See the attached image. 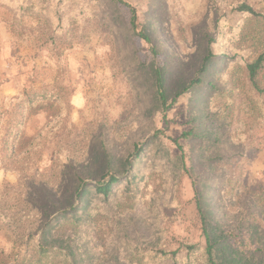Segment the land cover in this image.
Segmentation results:
<instances>
[{
  "label": "rangeland",
  "instance_id": "rangeland-1",
  "mask_svg": "<svg viewBox=\"0 0 264 264\" xmlns=\"http://www.w3.org/2000/svg\"><path fill=\"white\" fill-rule=\"evenodd\" d=\"M46 1L26 0L30 11L24 25L13 18L10 6L0 8V251L21 249V237L28 233L34 235L31 247L40 243V209L29 206L23 195L32 186H45L57 189L61 197V156L85 165L91 135L103 132L122 144L137 130L138 107L123 73L126 46L121 50L117 41L119 37L125 43L122 24L130 27L133 11L136 37L129 52L145 71L152 93L155 74L161 72L159 85L171 107L167 112L156 107L153 122L168 149L155 144V156L164 157L159 164L150 160L144 173H137L132 185L119 192L118 202L96 210L92 227H81L74 240L78 264H174L170 257H157L158 249L179 250L176 264H209L194 205L196 183L207 225L218 234L212 262L230 264L240 258L243 264H264V93L252 88L246 70L263 50L259 40L264 36V0H122L115 6L101 0H55L64 20L61 34L52 32L47 19L52 6H43ZM241 4L253 9L255 20L238 11ZM141 32L151 43L138 38ZM208 41L220 66L212 67L200 88L185 89L199 68L194 55ZM51 46L58 48L62 78ZM60 81L74 90L64 129L40 139L48 114L40 112L21 123L18 106L25 92ZM258 83L264 92V69ZM19 129L16 156L10 159L7 144ZM187 132L185 139L182 134ZM200 132L211 139L214 132L219 148L196 137ZM167 138L177 140L183 150ZM37 139V146L22 154ZM201 151L203 159L198 161ZM182 158L188 172L180 168ZM164 180L173 181L172 188L155 224L151 196ZM61 227L67 230L69 225ZM185 246L194 250L188 252Z\"/></svg>",
  "mask_w": 264,
  "mask_h": 264
},
{
  "label": "trees",
  "instance_id": "trees-1",
  "mask_svg": "<svg viewBox=\"0 0 264 264\" xmlns=\"http://www.w3.org/2000/svg\"><path fill=\"white\" fill-rule=\"evenodd\" d=\"M105 6H115L122 4V0H101ZM48 4H47V3ZM43 2V6H52L47 11V19L50 21L52 32L61 34L64 30V20L61 17V10L58 8V1L48 0ZM10 6V12L13 18L19 19L20 25H24L23 19L28 15L29 8L26 0H0V8L7 9ZM33 6V5H30ZM239 10L255 20V12L251 7L246 4H241ZM106 12H102V15ZM131 24L126 28L125 32L127 38L125 43L121 41L116 33L117 41L121 50L126 46L122 58H125L123 65V73L126 76L129 89L138 107L137 121L139 126L137 130L132 133L122 143L118 144L112 139H108L103 132H96L88 139V162L85 165L75 164L74 160L69 156L60 157V169L64 176V186L61 190V197H58L57 189H49L45 186L30 187L28 192H24V200L29 206L40 209L41 219L37 227L40 236V243L31 247V241L34 239L32 233L23 235L21 238L25 239V244L21 249H14L9 254L0 251V264H53L54 259L59 260V264H78L77 253L79 252L74 240L81 234V227L86 225L92 227L91 215L95 214L96 210L100 208L108 210L112 204L119 201V192L132 185L136 174L144 171L147 168L148 162L151 160L154 165H158L163 156H155L153 147L155 144L160 143L166 147V138L154 127L153 113L156 107L163 112L170 109V104L167 103L165 90L161 88L160 79L161 72H157L158 76L155 81L154 90L151 89L150 83L146 80V73L131 59L129 49L133 47L132 37H136L135 33V13L132 11ZM110 14V11H109ZM122 20V19H121ZM24 27V26H23ZM138 38L146 43H151L149 35L139 33ZM213 42H206L205 46L200 50V46L194 55V59L198 62V70L188 82L185 89L193 88L198 89L203 84V78L210 74L212 67L220 66V59L216 56L218 53L212 51ZM259 45L263 48L262 52L251 64L246 67L247 79L252 88L259 94L264 93L259 86V76L264 69V36L260 38ZM51 51L54 53L56 62V72L60 78L63 77L64 67L60 62L58 56L57 46H51ZM176 72H179L176 70ZM168 73V72H167ZM60 81L48 89H42L38 92H25L24 100L18 106L20 111V122H25L30 116L36 115L40 112L47 113L49 118L39 133V138L56 136L58 131L64 129V122L67 116V108L69 98L74 94V90L69 86H65ZM165 83V81H164ZM186 85V84H184ZM178 95V94H177ZM150 102V103H149ZM20 127V124L18 125ZM21 129V127H20ZM10 137L7 144V153L10 159L16 155L15 146L18 143L17 134ZM211 132V130H209ZM155 133L153 138L148 141L146 137ZM189 132L182 134L183 138H187ZM204 142L210 144L212 147L219 148L221 144H217V140L213 139L214 132H212V139L210 134L207 136L200 132L196 135ZM40 139L36 142L27 144L23 149L22 154L28 155L27 152L31 151L39 143ZM172 146L182 151V146L177 140L167 138ZM203 159V151L198 155V161ZM205 159V158H204ZM172 168V167H171ZM182 172H188L183 158L181 160ZM173 169V168H172ZM178 175V174H177ZM109 177L108 181H105ZM178 177V176H177ZM94 183H87L86 181ZM171 180H164L159 188H155L151 196V218L155 224H158L160 218L163 216V207L167 206L168 197L172 188ZM195 197L194 205L196 213L202 223V235L206 243L205 253L208 258L209 264L212 262V251L215 249V244L218 239L216 231L207 225V215L204 213L202 204V190L200 183L194 185ZM165 193V194H164ZM77 202L78 205L74 206ZM86 210V208H88ZM57 214L54 218L52 216ZM0 214V221L3 219ZM68 223L69 228L63 229L62 224ZM58 233V236H57ZM123 235V233H122ZM33 237V238H32ZM252 240V237L250 238ZM87 241L84 240V244ZM85 252L89 255L91 250L83 246ZM184 249L188 252L194 250V246H185ZM179 250L165 251L158 249L155 255L159 258L170 257L174 264L177 263ZM81 259V257H79ZM233 260L230 264H243L240 258ZM244 262V261H243ZM93 262H91L92 264ZM247 263V262H246ZM245 264V263H244ZM248 264V263H247Z\"/></svg>",
  "mask_w": 264,
  "mask_h": 264
}]
</instances>
